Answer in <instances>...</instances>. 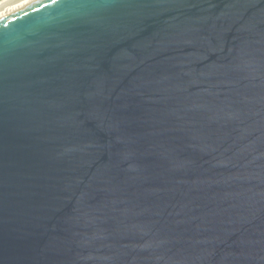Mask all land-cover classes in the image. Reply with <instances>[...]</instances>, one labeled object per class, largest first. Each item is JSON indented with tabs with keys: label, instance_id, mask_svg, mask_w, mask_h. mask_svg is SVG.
I'll return each mask as SVG.
<instances>
[{
	"label": "water",
	"instance_id": "95a60500",
	"mask_svg": "<svg viewBox=\"0 0 264 264\" xmlns=\"http://www.w3.org/2000/svg\"><path fill=\"white\" fill-rule=\"evenodd\" d=\"M0 264H264V0H0Z\"/></svg>",
	"mask_w": 264,
	"mask_h": 264
}]
</instances>
